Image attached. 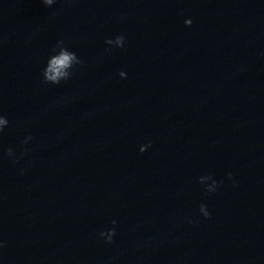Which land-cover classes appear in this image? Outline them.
<instances>
[{"label": "water", "instance_id": "water-1", "mask_svg": "<svg viewBox=\"0 0 264 264\" xmlns=\"http://www.w3.org/2000/svg\"><path fill=\"white\" fill-rule=\"evenodd\" d=\"M0 113V264H264V0H0Z\"/></svg>", "mask_w": 264, "mask_h": 264}, {"label": "clouds", "instance_id": "clouds-1", "mask_svg": "<svg viewBox=\"0 0 264 264\" xmlns=\"http://www.w3.org/2000/svg\"><path fill=\"white\" fill-rule=\"evenodd\" d=\"M42 4L45 7L51 8L54 4H56L57 0H41ZM185 26H191L192 20L185 19L184 20ZM59 45V53L57 56L52 57L48 62V66L42 70V79L43 82L46 84L51 85H59L62 82H66L73 76L74 72L77 70V67L80 66L83 62L77 56V54L73 51H70L68 47L63 46L64 41H58ZM106 47L104 51L106 53H110L115 49H124L126 46V38L124 35L119 34L115 35L111 38H108L104 41ZM55 72V75L52 73ZM119 77L121 79H125L127 74L125 71L119 72ZM9 119L3 113H0V134H2L6 128L9 127ZM33 139L31 135L26 136L24 139L21 140L22 145H28L29 142ZM146 147H151V145H147ZM145 149L142 147L140 149L143 152ZM24 152H27L28 149L24 148ZM6 156L15 163L17 159L16 152L12 148H8L6 150ZM227 178L232 180V173H227ZM197 184L201 186L205 193H214L220 187L222 181H217L214 176L209 173L205 175H200L197 177L196 180ZM234 183V182H233ZM199 215L204 217L205 219L209 218L211 213L208 210L206 204L201 203L198 207ZM188 223H193L192 219H188ZM112 227L106 230H101L97 233L98 238L104 241L105 244H111L113 242L114 237L116 236V228H117V221H111ZM3 242L0 241V248H2Z\"/></svg>", "mask_w": 264, "mask_h": 264}]
</instances>
